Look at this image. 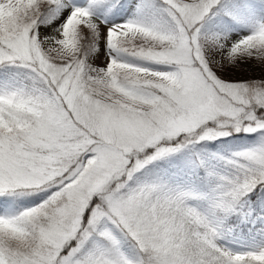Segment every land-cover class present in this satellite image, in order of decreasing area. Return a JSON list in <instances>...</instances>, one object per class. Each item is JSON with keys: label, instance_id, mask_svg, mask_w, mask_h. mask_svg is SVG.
Returning a JSON list of instances; mask_svg holds the SVG:
<instances>
[{"label": "snow or ice", "instance_id": "obj_1", "mask_svg": "<svg viewBox=\"0 0 264 264\" xmlns=\"http://www.w3.org/2000/svg\"><path fill=\"white\" fill-rule=\"evenodd\" d=\"M0 264H264V0H0Z\"/></svg>", "mask_w": 264, "mask_h": 264}, {"label": "rangeland", "instance_id": "obj_2", "mask_svg": "<svg viewBox=\"0 0 264 264\" xmlns=\"http://www.w3.org/2000/svg\"><path fill=\"white\" fill-rule=\"evenodd\" d=\"M233 78L247 79L250 77H258L260 75L259 69H253L251 66H242L239 69L232 70L228 73Z\"/></svg>", "mask_w": 264, "mask_h": 264}]
</instances>
